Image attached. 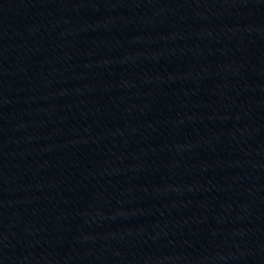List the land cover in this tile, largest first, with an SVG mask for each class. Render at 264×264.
Returning a JSON list of instances; mask_svg holds the SVG:
<instances>
[{
    "label": "water",
    "instance_id": "water-1",
    "mask_svg": "<svg viewBox=\"0 0 264 264\" xmlns=\"http://www.w3.org/2000/svg\"><path fill=\"white\" fill-rule=\"evenodd\" d=\"M0 264H264V0H0Z\"/></svg>",
    "mask_w": 264,
    "mask_h": 264
}]
</instances>
